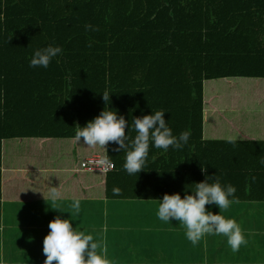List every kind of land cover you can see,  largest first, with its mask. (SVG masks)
Returning a JSON list of instances; mask_svg holds the SVG:
<instances>
[{"label":"trees","instance_id":"1","mask_svg":"<svg viewBox=\"0 0 264 264\" xmlns=\"http://www.w3.org/2000/svg\"><path fill=\"white\" fill-rule=\"evenodd\" d=\"M0 12V206L29 199L22 182L31 199L57 187L60 198L143 200L183 197L205 174L234 185V201L264 202V117L247 118L264 109V0H0ZM50 43L62 55L29 67ZM106 88L126 121L162 109L188 143H150L144 169L129 175L114 143L106 153L74 142ZM94 154L113 169L81 171Z\"/></svg>","mask_w":264,"mask_h":264},{"label":"clouds","instance_id":"2","mask_svg":"<svg viewBox=\"0 0 264 264\" xmlns=\"http://www.w3.org/2000/svg\"><path fill=\"white\" fill-rule=\"evenodd\" d=\"M4 15L0 12V22ZM85 31L97 29L91 24H85ZM91 46V44H89ZM59 45L47 44L44 47L35 48L29 58V67L47 68L53 58L62 55ZM109 89L101 92L105 102L104 108L93 119L87 121L84 126H74L72 140L88 146H102L106 153V145L110 142L117 147L116 151H124L123 169L129 174H138L146 164L149 145L165 152L171 146L173 149H182L188 143L190 132L181 131L174 135L164 118V110H153L151 114L133 116L131 123L126 121L122 114H118L109 106L111 104ZM2 95V94H0ZM2 102V100H0ZM134 130L135 136L126 135L125 128ZM228 143L235 144V137H226ZM100 163H108L107 155ZM264 165V159L259 161ZM81 170V169H80ZM82 171V170H81ZM202 171L204 169L202 168ZM191 193L185 191L183 197L180 193H165L162 199H153L156 207V216L163 222L175 220L184 228V235L193 245H196L205 234H214L226 237L228 246L232 251H237L242 244L246 243L240 225L233 218L221 214L235 200L236 188L232 184L222 185L219 177L205 174V179L194 183L190 188ZM113 194L118 195L120 189L114 187ZM44 196V195H43ZM230 197L232 199H230ZM45 198V196H44ZM60 191L57 187L49 189L51 209H60L58 200ZM216 205L218 213H213L211 208L205 205ZM81 202L73 198L70 204L71 216L80 213ZM60 211V210H59ZM62 212V211H60ZM71 219L56 215L49 221V232L43 238L42 252L46 258L43 264H112L108 257V248L105 240L87 230H78L72 226Z\"/></svg>","mask_w":264,"mask_h":264},{"label":"crops","instance_id":"3","mask_svg":"<svg viewBox=\"0 0 264 264\" xmlns=\"http://www.w3.org/2000/svg\"><path fill=\"white\" fill-rule=\"evenodd\" d=\"M258 116L264 117V109H256L251 106L247 112L248 120L255 123ZM261 135L264 136V132ZM22 183L25 184L24 188L27 191L25 195L28 193L29 199L4 201L0 206V264H22L20 260L13 257L17 247L19 251L16 253L22 252L20 253L22 255L28 252L29 257L37 258L31 262L32 264H43L46 258L42 252L43 238L49 232V221L54 219L56 215L73 220L71 221L73 227L91 232L94 238L97 235L102 237L106 242L108 257L112 264H190L188 260L190 253L179 252L180 241L184 240L189 244L184 235L185 230L179 222L175 220L170 222L157 221L158 225L154 224L152 227H146L144 224L145 219L151 217L152 213L154 217L156 202L153 199H79L81 210L78 215L73 217L67 213L70 212V204L73 198H59V210L62 211L60 212L49 207L51 204L48 198L31 199L26 183ZM245 203H256L253 206V212L259 211L258 220L254 219L255 222L250 226L262 223L264 220V202L234 201L228 209L222 210L221 214L225 212V216L228 215L229 217L232 212L238 209L248 211L243 208ZM205 208L206 210L211 208L213 213L219 212L216 205L206 204ZM237 218L233 219L239 224ZM242 231L246 235L247 250L253 254L252 238H255L256 233L252 232L251 229L248 230V228H242ZM3 235L6 236V245L2 242L1 237ZM203 238L205 242L210 243V248L203 252L205 253L204 258L207 259L208 254L211 258L210 260L203 258V264H217L213 260L215 256L213 251L226 249L228 246L226 237L205 234ZM164 239H167L165 242L170 258L168 257L166 262L153 261ZM255 239L260 241L259 244H264V237L256 235ZM24 242L31 245L26 250L24 249ZM5 253L7 254L6 259H4ZM243 262L248 264L249 259L243 258Z\"/></svg>","mask_w":264,"mask_h":264},{"label":"rangeland","instance_id":"4","mask_svg":"<svg viewBox=\"0 0 264 264\" xmlns=\"http://www.w3.org/2000/svg\"><path fill=\"white\" fill-rule=\"evenodd\" d=\"M9 203V202H8ZM246 205L243 206V208H245V210L247 209L248 211H240V209H238L235 212H232L231 215L229 216V218H237L238 213H239V217L238 222L241 225L242 228H248L252 230V232L256 233L257 236L259 237H264V220L262 221V223H257L254 226H250L252 225L255 220H258L257 215L258 212H253V206L256 203H245ZM8 205V204H7ZM263 212V211H262ZM216 212H214L215 214ZM264 214V212H263ZM222 215L225 216V212L222 213ZM226 217V216H225ZM228 217V215H227ZM255 219V220H254ZM143 221V220H142ZM157 221H161L158 220L157 216H156V211L154 213V217H153V213L151 214V217L146 218L144 224L146 225V227H152L154 226V224L158 225ZM251 227V228H250ZM241 228V230H242ZM244 231H242V234ZM255 235V238H256ZM208 237V236H207ZM244 237H246V235H244ZM2 238V242L4 245H6V236L3 235ZM254 237L252 238V244L254 246V252L253 254L249 253L248 246L245 244H242L240 246V248L237 251H232V249L230 248V246H226V249H221L220 251H213L215 256L213 257V260H215L217 262V264H247L246 262H243V258H248L249 259V263L248 264H264V244H259V240H256ZM167 239H164L162 241V243L160 244V250L157 251L155 257L153 258V261H164L166 262L167 258L169 257V252L167 251V247H166V241ZM187 242L189 244H187L184 240L179 242V252L181 253V251H184V254L186 253H190L188 260L190 264H203V258L205 253H203L204 251H207L208 248H210L209 244L207 241L205 242V239L202 238L199 242H197L196 245H193L189 240H187ZM204 243V244H203ZM29 246L28 243L24 242V249L26 250ZM164 248V249H162ZM23 249V251H24ZM19 248L17 247L16 251L13 254L14 259H18L22 262V264H32L31 262H34L37 258L35 257H29V253L26 252L25 254H20L22 252H18ZM33 252L35 253V251L33 250ZM7 254H4V259H6ZM45 256V254H44ZM29 257V258H28ZM207 259L205 260H210V256L209 254L207 255ZM170 258V257H169ZM5 261V260H4ZM6 262V261H5ZM25 262V263H24Z\"/></svg>","mask_w":264,"mask_h":264},{"label":"built area","instance_id":"5","mask_svg":"<svg viewBox=\"0 0 264 264\" xmlns=\"http://www.w3.org/2000/svg\"><path fill=\"white\" fill-rule=\"evenodd\" d=\"M103 158L104 157H102L99 154L87 156L79 162V168L83 171H98V172H106L113 169V164L110 161H108V163H100V161Z\"/></svg>","mask_w":264,"mask_h":264}]
</instances>
